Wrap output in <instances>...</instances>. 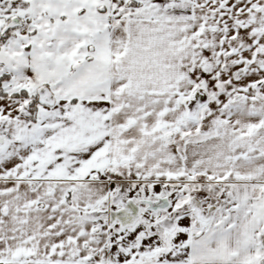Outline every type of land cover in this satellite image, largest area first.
Masks as SVG:
<instances>
[{
    "label": "snow or ice",
    "instance_id": "obj_1",
    "mask_svg": "<svg viewBox=\"0 0 264 264\" xmlns=\"http://www.w3.org/2000/svg\"><path fill=\"white\" fill-rule=\"evenodd\" d=\"M0 264H264V0H0Z\"/></svg>",
    "mask_w": 264,
    "mask_h": 264
}]
</instances>
